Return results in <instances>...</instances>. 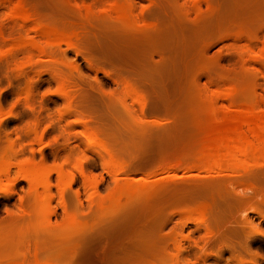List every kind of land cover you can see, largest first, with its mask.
Returning <instances> with one entry per match:
<instances>
[{"label": "rangeland", "instance_id": "obj_1", "mask_svg": "<svg viewBox=\"0 0 264 264\" xmlns=\"http://www.w3.org/2000/svg\"><path fill=\"white\" fill-rule=\"evenodd\" d=\"M263 103L264 0H0V264H264Z\"/></svg>", "mask_w": 264, "mask_h": 264}, {"label": "bare ground", "instance_id": "obj_2", "mask_svg": "<svg viewBox=\"0 0 264 264\" xmlns=\"http://www.w3.org/2000/svg\"><path fill=\"white\" fill-rule=\"evenodd\" d=\"M250 108L248 107L247 110H238L235 108L234 111L238 110V112H236L232 121L230 119L231 126L229 125L230 127L228 126L229 128L227 130L225 129L222 133L218 144L216 143L215 147L214 145L211 146L214 147L213 149L209 147L212 151L210 150L209 155L206 156V160L203 159V161H205L202 165L204 170L211 171L219 169L224 165L223 161L226 158L232 160L230 162L231 166H234L232 168H239L240 170V167L251 162L257 163V161H264V111L261 112L263 114L260 112L258 114L250 110ZM242 129H244V131H242ZM251 138L256 140L255 142H257V144H253ZM237 171L235 170L234 173Z\"/></svg>", "mask_w": 264, "mask_h": 264}, {"label": "clouds", "instance_id": "obj_3", "mask_svg": "<svg viewBox=\"0 0 264 264\" xmlns=\"http://www.w3.org/2000/svg\"><path fill=\"white\" fill-rule=\"evenodd\" d=\"M252 194V189L249 188V189H240L238 192H237V195H240V196H245V195H251ZM260 197H257V199H259Z\"/></svg>", "mask_w": 264, "mask_h": 264}]
</instances>
